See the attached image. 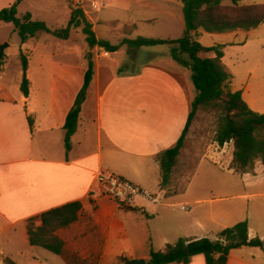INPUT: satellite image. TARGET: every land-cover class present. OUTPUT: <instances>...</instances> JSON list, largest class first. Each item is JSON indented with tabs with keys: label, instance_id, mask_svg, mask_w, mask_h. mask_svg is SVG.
I'll return each mask as SVG.
<instances>
[{
	"label": "crops",
	"instance_id": "1",
	"mask_svg": "<svg viewBox=\"0 0 264 264\" xmlns=\"http://www.w3.org/2000/svg\"><path fill=\"white\" fill-rule=\"evenodd\" d=\"M13 3L14 0H0V11ZM100 10L98 8L96 11ZM90 20L96 33L93 17ZM4 25L10 24L0 22V46L11 42L9 37L2 38ZM126 28L130 32L135 30L136 22L129 20ZM238 31L213 34L228 39L223 44V62L229 45L236 43ZM96 36L101 39L97 33ZM16 41L20 50L29 56L35 52V48H28L29 44L48 45L51 38L42 36L22 45L18 36ZM139 50L132 49L136 56ZM95 51L94 77L68 154L65 151L64 127L67 115L84 84L87 69L85 54L83 51L80 53L79 63L77 58L62 62L58 59V53H36L38 64L33 68L29 62V96L25 97L20 90L22 71L18 74L15 87L8 85L5 80L9 57L4 51L8 58L0 72V264H4L5 257H10L18 264H67L59 256L32 247L27 225L32 218L74 202L82 204V216L69 228L58 232L66 251L76 253L92 264H115L121 258L146 259L148 262V235L151 234L153 238L152 223L162 218V213H157V210L162 206L175 209L181 205L204 202H162L160 205L141 202L143 209H138L141 212L129 211L111 200H94L92 193L96 189V176L100 170L113 171L150 192H153L149 190L150 183L143 179H155V186L164 200L186 188L184 166L178 179L174 178L181 165V157L190 160L195 155L204 154L213 163L236 173L231 168L233 142L220 147L214 139L206 144L201 141L195 143L193 137L189 136L170 184L163 189L159 157L178 142L197 94L190 70L171 57L170 46L164 54L151 53L152 58L162 55L163 63L151 61L138 67L136 58L130 59L129 55V58L120 60L114 57V53L104 49L95 48ZM65 55L78 54L68 51ZM127 64L131 65V70L126 69ZM228 70L234 79L229 67ZM232 90L241 91L244 100L254 110L253 104L245 98L248 85L238 89L232 85ZM29 117L33 120L34 132ZM259 163L254 173L241 174L242 179H258ZM255 195L246 194L243 197ZM143 215L148 220H144ZM185 216L186 213L180 211L166 215L161 224L164 236L174 232L179 236L178 241L180 238L194 240L207 238L209 235L206 234H216L215 225H219V222L212 207L206 221L195 219L190 224ZM177 217L184 219L175 221ZM226 227L222 225V228ZM249 237H261L264 240L261 229H252L250 223ZM152 238V247L161 248L156 251H162L170 245L168 241H163L156 247ZM189 264H206V260L203 255H197ZM227 264H264V250L258 247L232 250Z\"/></svg>",
	"mask_w": 264,
	"mask_h": 264
},
{
	"label": "trees",
	"instance_id": "2",
	"mask_svg": "<svg viewBox=\"0 0 264 264\" xmlns=\"http://www.w3.org/2000/svg\"><path fill=\"white\" fill-rule=\"evenodd\" d=\"M24 1L14 0L11 6L0 11V22L14 25L22 45L36 41L46 34L61 40H69L73 31L81 30L91 51L87 56L83 87L66 118L64 127L66 154L72 149V139L79 127L82 106L87 99L94 77L95 64L92 51L101 48L106 52L116 53L125 45L131 49L167 45L171 47V57L191 71L197 94L191 103L189 118L178 142L159 157L161 187L165 189L169 186L172 173L179 163V157L185 146L186 137L199 111L217 114L219 122L215 141L220 147L230 142L234 143L231 168L236 173H254L258 162L264 165V114L252 110L241 91L232 90L233 75L223 62L225 46L206 47L192 38V33L199 31L213 35L256 29L264 23V4H248L249 0H181L186 25L183 37L162 39L139 36L135 39L125 38L120 44L113 45L108 40L97 38L92 22L78 6L71 8L66 27L52 29L45 21L34 18L29 12L20 14L19 7ZM72 1L67 0L71 5ZM6 60L7 55L1 51L0 46V72ZM20 60L23 72L20 90L25 97H28L30 59L21 51ZM28 120L34 132L33 120L30 117ZM123 209L141 212L134 208ZM82 214V204L74 202L30 219L27 225L30 245L61 257L67 264H90L76 253L66 251L65 243L58 235L60 230L69 228L78 221ZM37 222H40V225H37ZM243 247H258L264 250L263 239L249 237L247 220L223 229L216 240L180 238L175 244L167 245L162 251L154 250L150 239L148 264H189L197 255H203L206 264H227L231 251ZM128 261L130 260L121 258L123 264ZM4 264L18 263L10 257H5Z\"/></svg>",
	"mask_w": 264,
	"mask_h": 264
},
{
	"label": "rangeland",
	"instance_id": "3",
	"mask_svg": "<svg viewBox=\"0 0 264 264\" xmlns=\"http://www.w3.org/2000/svg\"><path fill=\"white\" fill-rule=\"evenodd\" d=\"M247 3L264 4V0H249ZM225 4L228 5L229 3ZM74 6L82 8L89 19L93 17L98 37L108 40L113 45L120 44L122 39H135L139 36L178 39L183 37L186 30L181 0H73L72 5L67 0H25L21 6L20 14L29 12L37 19L45 21L52 29H61L66 27L70 18L69 11ZM98 8H101L99 12L96 11ZM97 20H99L98 23ZM129 20H134L137 25V28L131 32L126 28ZM13 33L14 35H12ZM237 34L236 43L229 45L226 50V60L224 62L235 76L232 84L234 89L248 85L249 90L245 92L246 100L253 104L254 110L263 114L264 23L250 31L240 30ZM44 37L51 38L48 45L44 43L29 44L28 48L30 50L35 48L34 54L28 56L33 68H36L38 64L35 55L41 52L58 53L60 54L58 59L62 62L74 61L77 58L80 63V53L83 51L87 65V56L91 51L81 30L73 31L69 41L48 34ZM2 38H8L11 41L10 44L6 43L2 46L6 45L4 51H7L9 57L5 80L8 85L15 87L18 74L22 71V63L20 60V46L16 41L18 34L15 32L13 24L3 26ZM192 38L197 39L206 47L223 45L228 40L221 35H212L202 31L192 33ZM168 49L169 46L167 45L142 48L136 56L131 48L128 49V46H124L114 53V57L120 60L129 57L133 60L136 58L138 67L151 61L163 63L162 55L157 56L159 58H152L151 53L164 54ZM68 51H73L78 55H65ZM95 52L94 49L92 51L93 57H95ZM126 69L131 70V65L127 64ZM189 74L192 80L191 71H189ZM218 122V116L214 112L199 111L186 139L192 136L195 143L201 141L204 144L211 142L213 139L215 140ZM198 155L190 160L187 157H181V165L174 178L175 180L178 179V174L184 166L186 188L172 195L171 198L163 200V204L193 200H203L204 202L181 205L175 209L166 206L160 207L157 213H162V218H158L152 223L154 233L153 238L151 234L148 235L149 239H154L156 247H159L163 241L174 244L179 237L176 233L173 232L167 234V236L163 234L164 230L161 224L165 216L180 211L186 213L185 217L191 224L192 220L195 221V219L206 221L211 207L219 225H215L216 234H206L209 235L207 238L217 239L218 234L225 229L222 228V225H227L226 228H229L245 220L250 223L252 229H261V233L264 235V167L262 164L259 163L257 166L260 169L258 179L251 177L242 179L241 174L227 171L225 167L213 163L211 158L204 157V154ZM150 179L152 178L143 180L148 184L150 183L149 190L158 193L155 186L156 180ZM246 194L256 195L251 198L243 197ZM210 200H213V202L211 203ZM189 211H191L190 214L187 213ZM143 218L148 220L145 215H143ZM182 219L184 217H181V219L177 217L174 220L181 222ZM154 249L159 250L161 248ZM115 264H121V261L115 262Z\"/></svg>",
	"mask_w": 264,
	"mask_h": 264
},
{
	"label": "built area",
	"instance_id": "4",
	"mask_svg": "<svg viewBox=\"0 0 264 264\" xmlns=\"http://www.w3.org/2000/svg\"><path fill=\"white\" fill-rule=\"evenodd\" d=\"M92 196L97 201L107 199L115 202L121 208L140 210L143 209L141 202L160 205L164 200L161 193L147 191L110 170H100L98 172L96 189Z\"/></svg>",
	"mask_w": 264,
	"mask_h": 264
},
{
	"label": "water",
	"instance_id": "5",
	"mask_svg": "<svg viewBox=\"0 0 264 264\" xmlns=\"http://www.w3.org/2000/svg\"><path fill=\"white\" fill-rule=\"evenodd\" d=\"M5 47H6V45L5 46H1V51L2 52L4 51ZM125 264H148V262H147L146 259H138V260H130V261H128Z\"/></svg>",
	"mask_w": 264,
	"mask_h": 264
}]
</instances>
